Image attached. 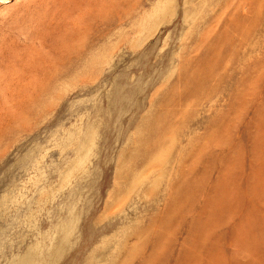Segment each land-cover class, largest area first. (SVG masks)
<instances>
[{"label": "rangeland", "instance_id": "rangeland-1", "mask_svg": "<svg viewBox=\"0 0 264 264\" xmlns=\"http://www.w3.org/2000/svg\"><path fill=\"white\" fill-rule=\"evenodd\" d=\"M7 1L0 264H264V0Z\"/></svg>", "mask_w": 264, "mask_h": 264}, {"label": "bare ground", "instance_id": "bare-ground-1", "mask_svg": "<svg viewBox=\"0 0 264 264\" xmlns=\"http://www.w3.org/2000/svg\"><path fill=\"white\" fill-rule=\"evenodd\" d=\"M0 1H1V2H3V1H7V0H3V1H2V0H0ZM8 1H10V0H8ZM8 1H7V2H8Z\"/></svg>", "mask_w": 264, "mask_h": 264}]
</instances>
